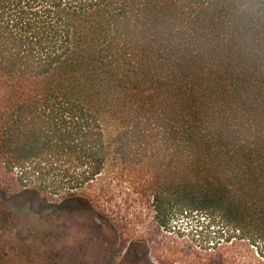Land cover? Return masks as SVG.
I'll return each mask as SVG.
<instances>
[{
  "label": "trees",
  "instance_id": "1",
  "mask_svg": "<svg viewBox=\"0 0 264 264\" xmlns=\"http://www.w3.org/2000/svg\"><path fill=\"white\" fill-rule=\"evenodd\" d=\"M123 182L144 239L200 213L264 246V0H0V205L103 216Z\"/></svg>",
  "mask_w": 264,
  "mask_h": 264
},
{
  "label": "rangeland",
  "instance_id": "2",
  "mask_svg": "<svg viewBox=\"0 0 264 264\" xmlns=\"http://www.w3.org/2000/svg\"><path fill=\"white\" fill-rule=\"evenodd\" d=\"M115 189L105 197L103 216L80 203L60 209L34 194L11 198L12 213L0 205V264H192L190 258L214 264L220 252L246 264H264V246L249 245L219 220L200 213L179 216L171 230L144 239L153 213L129 183ZM134 213L140 219L122 229L123 219ZM22 221L31 226L22 227Z\"/></svg>",
  "mask_w": 264,
  "mask_h": 264
}]
</instances>
